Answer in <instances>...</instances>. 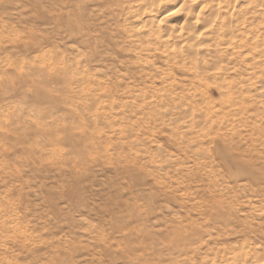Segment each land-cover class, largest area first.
I'll list each match as a JSON object with an SVG mask.
<instances>
[{"label":"clouds","instance_id":"1","mask_svg":"<svg viewBox=\"0 0 264 264\" xmlns=\"http://www.w3.org/2000/svg\"><path fill=\"white\" fill-rule=\"evenodd\" d=\"M13 2L0 264H264V0Z\"/></svg>","mask_w":264,"mask_h":264},{"label":"rangeland","instance_id":"2","mask_svg":"<svg viewBox=\"0 0 264 264\" xmlns=\"http://www.w3.org/2000/svg\"><path fill=\"white\" fill-rule=\"evenodd\" d=\"M16 11V6L13 0H7V2L0 4V15H5L8 13H14ZM24 69H21V72H23Z\"/></svg>","mask_w":264,"mask_h":264}]
</instances>
